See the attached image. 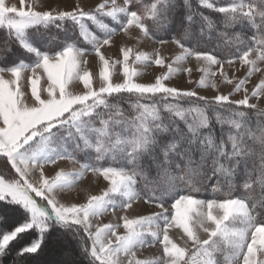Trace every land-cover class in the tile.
I'll return each instance as SVG.
<instances>
[{
	"label": "snow or ice",
	"instance_id": "obj_1",
	"mask_svg": "<svg viewBox=\"0 0 264 264\" xmlns=\"http://www.w3.org/2000/svg\"><path fill=\"white\" fill-rule=\"evenodd\" d=\"M39 7L0 0V226L19 216L0 227V264L26 235L11 264H264V108L250 103L264 97V79L247 87L264 71L257 66L264 63V0ZM213 32L218 42L209 49ZM118 34L150 42L152 51L120 44L118 59L106 55ZM166 45L178 49L170 58ZM93 54L98 73L88 67ZM189 58L200 73L194 81L192 68L179 67ZM237 60L247 69L243 78L225 70ZM153 64L165 70L137 82V66ZM117 66L120 82L113 81ZM181 71L193 88L167 83ZM222 85L231 86L227 93ZM209 88L211 97L196 90ZM65 160L79 168L46 174ZM88 174L107 187L62 202ZM140 201L158 211L130 216ZM118 209V222H102ZM156 245L159 256L139 258L138 249Z\"/></svg>",
	"mask_w": 264,
	"mask_h": 264
},
{
	"label": "rangeland",
	"instance_id": "obj_2",
	"mask_svg": "<svg viewBox=\"0 0 264 264\" xmlns=\"http://www.w3.org/2000/svg\"><path fill=\"white\" fill-rule=\"evenodd\" d=\"M222 1H223V3H221ZM7 2L9 4L15 3V4H17V6H19V0H7ZM37 2L40 5L38 10H47L50 6L53 8L59 6L63 10H70L71 7L74 6V4L77 2V0H37ZM99 2H100V0H79L80 5L85 10L93 9L95 7V5L98 4ZM117 2L122 3V0H117ZM145 2H147V0H145ZM217 2L221 5H223V4L230 2V0H217ZM137 35H138V30L132 29L131 30V37H136ZM5 36H6V33L4 31L1 38L4 39ZM113 39H114L117 46L106 48L105 54L113 57L114 59L119 58L118 46L120 44H127L129 46H132L134 49H138V50H144V51H149V52L152 51V45L150 44V42H143V43L138 44L134 38L126 37L123 34H118ZM177 51H178V49H176V47L174 45H166L163 49V54L166 58H170L171 56L175 55ZM229 58H231V57H228L225 59H229ZM88 60H89V65H88L89 69L94 73H98V61H97L96 57L94 56V54L90 55L88 57ZM257 66L264 69V63H258ZM137 67L141 68L142 74L139 77H137L136 79H137V82H142V83L154 81L155 76L158 75L160 72L165 70V69H162L159 66H156L154 64L148 65L146 67L138 65ZM179 67H181V69L188 68V67L192 68L191 79L193 81L199 78L200 73L198 71H196V61L194 59L189 58V60L186 63L180 65ZM225 70L228 72L229 77H231L233 74H235V76L237 78H243L247 69H246V67H242L239 64V61L237 60L234 64V66H229L226 64ZM188 79H189L188 74L181 71L172 80L167 81V83H169L170 85L179 86V87L184 88V89L193 88L194 85L188 83ZM217 79H218V77H217ZM260 79H264V71L259 72V73H254L249 78V83H248L247 87L249 88L250 91H251V88L255 85V83L259 82ZM121 80H122V73L120 71V67L117 66L114 69L113 81L114 82H120ZM95 86L99 87L98 78L95 82ZM230 87H231L230 85H222L221 86V92L227 93L229 91ZM79 88H82V85H80ZM79 88L77 90H79ZM196 90L201 95H207L209 97H211L212 95L215 94L214 90H212L211 88H209V89H196ZM28 91L30 94V90H28ZM240 98H242V93H238V94H235L233 96V99H240ZM250 103L256 104L258 108H264V97L257 100L255 97L250 96ZM184 106L188 107L189 105L185 103ZM128 111H130V109H128ZM81 162H91V158L89 157L86 159H82ZM77 168H79V164H73L72 162L65 160V161L58 162L57 165H55V166H48L46 168V174L51 176V175H54L55 171H57L59 169H63L65 171H70V170L77 169ZM106 187H107V182L103 181L102 178L97 181L94 177H92L90 174H88L78 182V184L75 186L74 189L66 191L63 194V196L60 197V199L62 200V202H64V201H69V202L82 201V200L86 199L87 194H93V195L99 194L101 192V190L106 188ZM77 193H79L78 197H77ZM154 211H158V209H156L154 205L147 204V203H144L143 201H140V202L134 204L133 210H131L128 214L130 216L146 215V214H150ZM121 214H123V213L119 209L116 211L115 217L111 213H108L102 218V222H104V223L118 222L117 217H119ZM120 231H123V229L121 228ZM201 235L203 238V234H201ZM160 254H161V249H160L159 245H156L155 247L144 248L143 250L138 249V255H139V258H141V259L156 257V256H159Z\"/></svg>",
	"mask_w": 264,
	"mask_h": 264
},
{
	"label": "trees",
	"instance_id": "obj_3",
	"mask_svg": "<svg viewBox=\"0 0 264 264\" xmlns=\"http://www.w3.org/2000/svg\"><path fill=\"white\" fill-rule=\"evenodd\" d=\"M221 3H223V1ZM193 5L194 6L196 5V0H193ZM204 11H205V14L216 16L215 13L208 12L207 10H204ZM235 31H241V29L239 27H237L235 29ZM3 33H4V30H0V41L3 40L1 38L2 35H3ZM246 34L248 36H251L252 35V32L251 31H247ZM211 37H212L211 40L208 42V48L209 49L212 48V47H214L215 44L218 42L215 32L211 33ZM233 51H234V49H233ZM238 54L239 53H236V55H238ZM224 58H228V56H225ZM122 106L126 109V111H128V109H129L128 103L122 102ZM225 114H227V113H225ZM181 127H183V124L182 123H181ZM212 129L214 130V132L217 135V137H219L220 131H221V126L218 125V124H216L214 118L212 120ZM224 130H225V132L228 130L227 129V126H224ZM237 183L239 184V181ZM235 194L237 196H240V195H244L245 193L243 192L242 189H238ZM201 198H211V197L208 194L201 193ZM18 220H19L18 214H10L7 223L4 224V225H2V226H0V227H3V228H11L12 226H14L18 222ZM29 238H30V236H27L26 235V236H24L22 238V240L20 242L13 244L12 247H11V249H10V254L4 257L3 264H11V262L13 260V254L16 251V249L19 247V244L27 241Z\"/></svg>",
	"mask_w": 264,
	"mask_h": 264
}]
</instances>
